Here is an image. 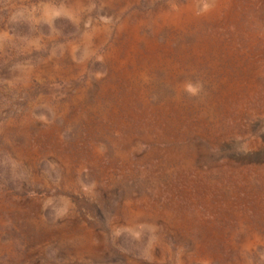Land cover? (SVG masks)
I'll use <instances>...</instances> for the list:
<instances>
[{
    "label": "rangeland",
    "instance_id": "rangeland-1",
    "mask_svg": "<svg viewBox=\"0 0 264 264\" xmlns=\"http://www.w3.org/2000/svg\"><path fill=\"white\" fill-rule=\"evenodd\" d=\"M0 264H264V0H0Z\"/></svg>",
    "mask_w": 264,
    "mask_h": 264
}]
</instances>
